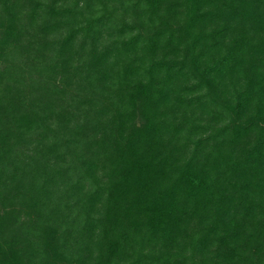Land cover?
Returning <instances> with one entry per match:
<instances>
[{
    "label": "trees",
    "instance_id": "trees-1",
    "mask_svg": "<svg viewBox=\"0 0 264 264\" xmlns=\"http://www.w3.org/2000/svg\"><path fill=\"white\" fill-rule=\"evenodd\" d=\"M0 264H264V0H0Z\"/></svg>",
    "mask_w": 264,
    "mask_h": 264
}]
</instances>
